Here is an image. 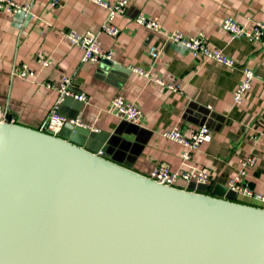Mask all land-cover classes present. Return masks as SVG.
Here are the masks:
<instances>
[{"label": "crops", "instance_id": "crops-1", "mask_svg": "<svg viewBox=\"0 0 264 264\" xmlns=\"http://www.w3.org/2000/svg\"><path fill=\"white\" fill-rule=\"evenodd\" d=\"M14 1L30 4L32 13V18L16 24L15 16L0 10V104L8 107L16 123L42 129L58 98V91L48 84L56 85L62 76H70L72 89L86 93L90 100L68 99L61 112L79 117L99 131L70 133L65 128L68 140L98 154L105 149L111 161L146 176L162 163L172 169L205 170L211 181L199 187L206 188L204 193L211 190L214 196L264 208L263 200L227 188L242 159L255 154L258 161L247 179L254 192L264 194V37L256 42L233 39L221 26L228 16L242 24L264 21V0H131L127 12L115 19L120 34L101 35L104 49L124 67H141L178 82L181 92L154 84L133 70L110 78L100 61L82 62L81 49L67 41L64 33L98 31L107 16L103 7L88 0H56L57 5H53L55 0ZM140 14L158 21L160 31L139 25L135 19ZM175 31L188 36L205 33L211 47L222 49L237 64L228 67L192 56L168 39ZM151 45L160 51L155 61L149 52ZM41 56L51 60L48 67L37 62ZM16 64H28L36 75L14 76ZM245 66L257 77L242 103L236 105L233 95ZM115 95L143 110L145 118L140 124L112 111ZM201 124L212 129V141L185 163L184 147L162 133L175 125L187 130ZM177 187L198 191V185L182 180Z\"/></svg>", "mask_w": 264, "mask_h": 264}, {"label": "water", "instance_id": "water-1", "mask_svg": "<svg viewBox=\"0 0 264 264\" xmlns=\"http://www.w3.org/2000/svg\"><path fill=\"white\" fill-rule=\"evenodd\" d=\"M64 129L0 123V264H264V208L160 184Z\"/></svg>", "mask_w": 264, "mask_h": 264}, {"label": "built area", "instance_id": "built-area-1", "mask_svg": "<svg viewBox=\"0 0 264 264\" xmlns=\"http://www.w3.org/2000/svg\"><path fill=\"white\" fill-rule=\"evenodd\" d=\"M88 1L103 7L107 11L106 19L101 28L98 31H86L84 33L72 30L64 33V37L73 46L81 49V60L83 63L100 61L103 58L112 59V52L104 49L102 45L101 35L106 34L111 37H117L120 34V28L115 24V19L119 15H124L127 12L131 0ZM57 4L58 1L55 0L53 5ZM0 10L8 12L13 16L19 11H23L25 15L32 14L30 4L22 5L14 0H0ZM135 21L150 31H160L159 22L143 14L138 15ZM221 26L233 39H246L251 42H256L264 37V21H254L251 24H242L234 17L228 16L222 20ZM168 39L171 42L182 45V47L194 57L202 58L204 60H212L228 67H234L237 64L236 59L226 54L222 49L211 47L205 33L188 36L182 31H175L168 37ZM149 52L154 61L159 57L160 51L157 46L151 45ZM37 62L42 67H48L51 64V60L44 56L39 57ZM131 70L145 77L154 84L166 87L174 92L182 91V86L178 82L168 81L161 75L153 73L150 70L141 67H133ZM12 73L14 76L28 78L30 76H35L36 70L30 68L28 64H16L13 67ZM256 77V73L251 67L245 66L243 68V79L234 91V104L239 105L242 103L245 95L252 89ZM72 84V77L67 75L62 76L59 83L56 85L52 83L48 84V87L54 88L58 91V98L42 129L45 128L46 132L52 135L58 136L67 124H71L74 127L88 129L93 132L99 131V129L83 122L79 117H69L61 113L60 108L68 97L84 103H88L90 100L86 93L75 92L72 89ZM111 108L121 119L131 123L140 124L145 118L143 110L125 99L122 95H115L112 98ZM5 122L16 123L15 117L10 115L8 107L0 104V123ZM162 135L168 140L176 142L184 147L182 156L183 161L187 163L192 160L195 151L200 149L202 145L212 141L213 131L207 124L190 127L187 130H183L180 125H175L171 129L164 131ZM259 136L261 137V134ZM262 137L264 138V133L262 134ZM257 161L258 157L255 154H249L242 159L241 167L238 172L228 179L227 188L229 191L237 194L253 196L264 201V194L254 192L247 179L250 169L256 166ZM148 177L160 184L171 187H177L181 180L187 185L190 183L196 185L208 184L211 181L210 174L205 170L172 169L171 166L163 163L155 167Z\"/></svg>", "mask_w": 264, "mask_h": 264}]
</instances>
